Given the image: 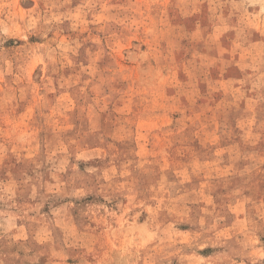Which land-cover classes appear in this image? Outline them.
Here are the masks:
<instances>
[{"label":"rangeland","instance_id":"rangeland-1","mask_svg":"<svg viewBox=\"0 0 264 264\" xmlns=\"http://www.w3.org/2000/svg\"><path fill=\"white\" fill-rule=\"evenodd\" d=\"M0 264H264V0H0Z\"/></svg>","mask_w":264,"mask_h":264}]
</instances>
